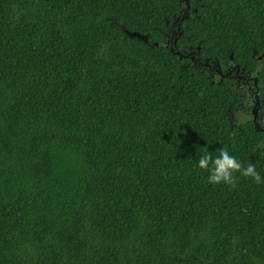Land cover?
<instances>
[{
	"label": "trees",
	"instance_id": "1",
	"mask_svg": "<svg viewBox=\"0 0 264 264\" xmlns=\"http://www.w3.org/2000/svg\"><path fill=\"white\" fill-rule=\"evenodd\" d=\"M189 5L0 0V264H264V0Z\"/></svg>",
	"mask_w": 264,
	"mask_h": 264
},
{
	"label": "clouds",
	"instance_id": "2",
	"mask_svg": "<svg viewBox=\"0 0 264 264\" xmlns=\"http://www.w3.org/2000/svg\"><path fill=\"white\" fill-rule=\"evenodd\" d=\"M198 167L208 173L207 182L212 185L224 184L234 189L237 186V174L258 185L264 183V177H261L254 163L243 165L227 148L219 149L214 156L205 147L199 155Z\"/></svg>",
	"mask_w": 264,
	"mask_h": 264
},
{
	"label": "flooded vegetation",
	"instance_id": "3",
	"mask_svg": "<svg viewBox=\"0 0 264 264\" xmlns=\"http://www.w3.org/2000/svg\"><path fill=\"white\" fill-rule=\"evenodd\" d=\"M174 35H175V33L173 34V36ZM173 36H172V38H173ZM174 38H175V40L177 39V37H174ZM175 40H174V43H175ZM214 66H211L210 70H212L215 74H218V68L214 67ZM215 74H212V78H218L221 80H223L225 78H230L233 81H237V85H239L243 89H246V91L252 95L253 106H254L255 97L256 96L259 97V95H257L259 87H258L257 78L253 74H251L250 72L246 73L244 70H241L235 66L228 67L227 69L224 70V72H222V74L220 76L218 75V77ZM232 85L234 86V84H232ZM263 103L264 102L261 101L260 105H262ZM258 112H259V115H258V119L256 120V123H257V125L262 124L264 126V115H261L260 111H258ZM263 129H264V127H263Z\"/></svg>",
	"mask_w": 264,
	"mask_h": 264
},
{
	"label": "water",
	"instance_id": "4",
	"mask_svg": "<svg viewBox=\"0 0 264 264\" xmlns=\"http://www.w3.org/2000/svg\"><path fill=\"white\" fill-rule=\"evenodd\" d=\"M183 1L187 4V10H186V12H185V16H184L182 19H178V18H177L176 21L181 20V21L183 22L185 19L188 18V15H187V14H188L189 11H190V5H189L190 0H183ZM178 29H179V36H181L182 33H181L180 25L178 26ZM127 34H128L130 37H132V38H137L138 40L144 41L145 43H150V40H149V38H148L147 36L141 35V34H139V33H130V32H127ZM176 42H177V40H176ZM176 42H175V45H176ZM155 46H158V44L155 43ZM199 49H200V48H199ZM176 54L179 55V56H182V54H181L180 52H177ZM208 62H209V61H208ZM208 62H206V65L209 66ZM218 72H219L220 74H222L221 69H219ZM256 99H257V103H256V106H255L254 109H253V114L255 115V121H256V119H257V117H258V111H259V109L257 108V106L260 105L259 97L256 96Z\"/></svg>",
	"mask_w": 264,
	"mask_h": 264
},
{
	"label": "rangeland",
	"instance_id": "5",
	"mask_svg": "<svg viewBox=\"0 0 264 264\" xmlns=\"http://www.w3.org/2000/svg\"><path fill=\"white\" fill-rule=\"evenodd\" d=\"M233 117L237 119L239 122L246 121L247 119H251L250 115H245L241 108H238L234 111Z\"/></svg>",
	"mask_w": 264,
	"mask_h": 264
}]
</instances>
